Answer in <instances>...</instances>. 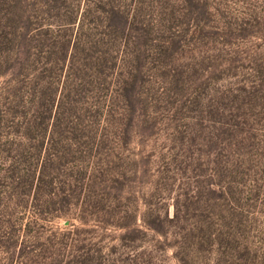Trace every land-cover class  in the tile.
I'll return each mask as SVG.
<instances>
[{
    "label": "rangeland",
    "instance_id": "rangeland-1",
    "mask_svg": "<svg viewBox=\"0 0 264 264\" xmlns=\"http://www.w3.org/2000/svg\"><path fill=\"white\" fill-rule=\"evenodd\" d=\"M153 13L163 64L105 187L76 204L57 178L38 221L48 234L72 224L106 264H264V0H161ZM2 191L0 221H19Z\"/></svg>",
    "mask_w": 264,
    "mask_h": 264
},
{
    "label": "trees",
    "instance_id": "trees-1",
    "mask_svg": "<svg viewBox=\"0 0 264 264\" xmlns=\"http://www.w3.org/2000/svg\"><path fill=\"white\" fill-rule=\"evenodd\" d=\"M160 1L0 0V188L22 210L0 221V264H106L72 224L48 234L38 220L57 178L76 204L105 187L163 64Z\"/></svg>",
    "mask_w": 264,
    "mask_h": 264
}]
</instances>
